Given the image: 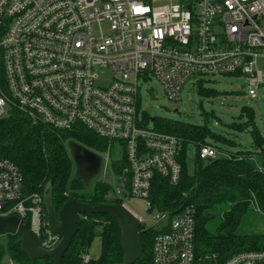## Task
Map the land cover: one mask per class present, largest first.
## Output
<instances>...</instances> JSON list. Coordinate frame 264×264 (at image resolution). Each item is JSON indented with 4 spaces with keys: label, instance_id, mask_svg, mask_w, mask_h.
I'll return each instance as SVG.
<instances>
[{
    "label": "built area",
    "instance_id": "1",
    "mask_svg": "<svg viewBox=\"0 0 264 264\" xmlns=\"http://www.w3.org/2000/svg\"><path fill=\"white\" fill-rule=\"evenodd\" d=\"M262 60L264 0H0V126L18 112L38 127H83L107 143L93 152L103 160L102 181L114 171L111 196L126 208L129 199L143 200L153 211L156 179L181 180L183 145L145 123L140 78L155 79L172 102L191 78H246L254 100L264 84ZM219 155L211 145L199 150L202 160ZM43 200L24 194L19 167L0 154V218L28 221L50 250L61 237L47 226ZM135 216L160 231L154 264H264V251L199 259L193 205L165 211L150 228Z\"/></svg>",
    "mask_w": 264,
    "mask_h": 264
},
{
    "label": "trees",
    "instance_id": "2",
    "mask_svg": "<svg viewBox=\"0 0 264 264\" xmlns=\"http://www.w3.org/2000/svg\"><path fill=\"white\" fill-rule=\"evenodd\" d=\"M207 91L204 94L211 93ZM212 116L213 114H206V120ZM247 117L248 123L235 122L230 126L238 132L253 130L250 133L253 150H242L230 157L219 156L208 160L199 157L201 146H213L211 141H214L236 147L237 142L213 131L207 121L204 125L165 120L157 122L159 130L175 135L182 141V176L177 185L157 178L152 206L164 212L187 205L194 206L197 220L196 253L204 262L214 257L223 262L243 251H264V234L238 233L246 216L257 209L264 214V136L255 125L253 111H248ZM72 140L96 152H102L107 147L104 140L83 127L72 131L38 127L18 112L2 120L0 126V154L19 167L26 196H44L52 190L58 210L72 199L93 206L121 204L111 196L112 188L107 181H96L91 189H86L81 181L75 179V166L68 150V143ZM190 146L196 148L193 175L187 172ZM116 167L118 169L119 165ZM44 213L47 221L45 208ZM219 215L216 228L210 230L209 223ZM77 222L79 232L63 257L62 264H84L82 256L89 253L98 228L102 229L101 255L88 264L123 262L120 227L113 215H83L77 218ZM6 233L7 251L14 261L20 264H55L52 258L31 259L21 251L20 244L17 243L19 235L14 231ZM159 233L157 229L141 227L144 252L135 264H154L153 244ZM5 255L4 247L0 245V262L5 259Z\"/></svg>",
    "mask_w": 264,
    "mask_h": 264
},
{
    "label": "rangeland",
    "instance_id": "3",
    "mask_svg": "<svg viewBox=\"0 0 264 264\" xmlns=\"http://www.w3.org/2000/svg\"><path fill=\"white\" fill-rule=\"evenodd\" d=\"M261 68L264 71V60L261 61ZM138 85L140 88V108L145 114V123L150 129L157 128V122L161 120L193 125H204L207 121L213 131L236 141L238 144L236 147H230L223 143L211 141L213 146L222 151L220 152L222 154L235 153L238 150L253 149L250 134L253 130L238 132L232 129L230 125L235 122L239 124L248 123L247 112L253 111L255 125L260 134L264 136V84L258 98L253 100L248 97L246 78L235 76H221L203 80L191 78L184 84L181 99L177 102L169 101L160 84L153 78H140ZM206 90L211 93L204 94ZM206 114H213V116L206 120ZM240 115L243 117L240 118ZM195 159L196 148L190 146L187 156L189 175L194 174ZM108 177L111 178L108 183L113 190L116 187L114 171H108ZM96 181H102V175L91 184L89 189L93 187ZM125 205L132 213L142 218L146 228L152 227L154 218L164 213L158 208L150 211L147 203L140 199H129L125 201ZM219 219L220 215L209 223L210 230L213 231L216 228ZM101 233L102 229L98 228L96 237L89 248L88 254L92 259H98L101 255ZM238 233L240 235L264 234V214L257 209L254 213L246 216ZM7 234H0V245L5 249V259L10 258L6 247ZM16 264L20 263L16 262Z\"/></svg>",
    "mask_w": 264,
    "mask_h": 264
},
{
    "label": "water",
    "instance_id": "4",
    "mask_svg": "<svg viewBox=\"0 0 264 264\" xmlns=\"http://www.w3.org/2000/svg\"><path fill=\"white\" fill-rule=\"evenodd\" d=\"M154 122V120H152ZM68 150L75 166V179L82 182L86 189L100 176L102 157L76 141L68 143ZM52 190L44 195V208L47 226L61 239L53 249H45L39 239L30 231L28 221L22 222L18 217L0 218V234L14 231L19 235L17 243L20 249L33 260L52 258L55 264H62L63 257L68 252L75 236L79 232L77 218L83 215H113L118 222L124 250L121 264H135L144 252L140 236L139 219L124 205L102 204L93 206L77 200L67 201L58 210L54 203Z\"/></svg>",
    "mask_w": 264,
    "mask_h": 264
},
{
    "label": "crops",
    "instance_id": "5",
    "mask_svg": "<svg viewBox=\"0 0 264 264\" xmlns=\"http://www.w3.org/2000/svg\"><path fill=\"white\" fill-rule=\"evenodd\" d=\"M239 78V77H238ZM236 146H238V144L236 145ZM214 147V146H213ZM231 147V146H230ZM216 148V147H215ZM250 150H253V149H250ZM239 151H242V150H238L237 152H239ZM220 152H222V151H219V153ZM237 152H235V153H228V154H222V153H220L221 154V156L222 157H228V156H231V155H234V154H236Z\"/></svg>",
    "mask_w": 264,
    "mask_h": 264
}]
</instances>
